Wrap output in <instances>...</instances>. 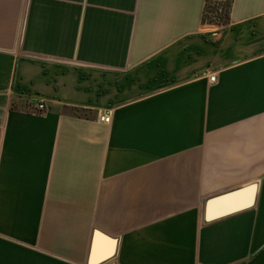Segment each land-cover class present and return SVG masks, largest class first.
Here are the masks:
<instances>
[{"label": "crops", "instance_id": "0c3cea01", "mask_svg": "<svg viewBox=\"0 0 264 264\" xmlns=\"http://www.w3.org/2000/svg\"><path fill=\"white\" fill-rule=\"evenodd\" d=\"M205 1L0 0V264H264V0Z\"/></svg>", "mask_w": 264, "mask_h": 264}, {"label": "water", "instance_id": "95a60500", "mask_svg": "<svg viewBox=\"0 0 264 264\" xmlns=\"http://www.w3.org/2000/svg\"><path fill=\"white\" fill-rule=\"evenodd\" d=\"M256 183L210 197L205 206L207 218H215L253 204Z\"/></svg>", "mask_w": 264, "mask_h": 264}, {"label": "trees", "instance_id": "16d2710c", "mask_svg": "<svg viewBox=\"0 0 264 264\" xmlns=\"http://www.w3.org/2000/svg\"><path fill=\"white\" fill-rule=\"evenodd\" d=\"M234 0H206L202 15L204 27H227L231 21V9Z\"/></svg>", "mask_w": 264, "mask_h": 264}, {"label": "built area", "instance_id": "2783aa9c", "mask_svg": "<svg viewBox=\"0 0 264 264\" xmlns=\"http://www.w3.org/2000/svg\"><path fill=\"white\" fill-rule=\"evenodd\" d=\"M209 78H210V80L214 81V80L216 79V75L213 74V73H211V74H209ZM44 108H45V104H44V102H40V103L34 105V106L31 108V110H32L33 112L38 113V112H41L42 110H44ZM100 119H101L102 121L108 123V122L110 121V115H109V113H102V114L100 115Z\"/></svg>", "mask_w": 264, "mask_h": 264}]
</instances>
